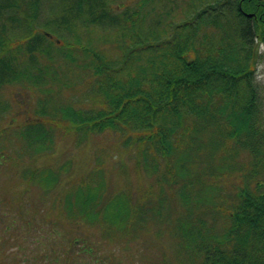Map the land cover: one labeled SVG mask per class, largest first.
Segmentation results:
<instances>
[{"label":"trees","instance_id":"obj_1","mask_svg":"<svg viewBox=\"0 0 264 264\" xmlns=\"http://www.w3.org/2000/svg\"><path fill=\"white\" fill-rule=\"evenodd\" d=\"M138 2L0 0V168L23 182L19 195L42 191L64 235L50 264H125L102 248L164 235L172 244L149 264H264V0ZM105 133L135 163L67 178L36 163L60 135L79 146ZM131 168L147 179L141 194L108 186Z\"/></svg>","mask_w":264,"mask_h":264},{"label":"rangeland","instance_id":"obj_2","mask_svg":"<svg viewBox=\"0 0 264 264\" xmlns=\"http://www.w3.org/2000/svg\"><path fill=\"white\" fill-rule=\"evenodd\" d=\"M115 1L128 2L134 7H137L139 4V0ZM146 10H148V8ZM184 11L185 8L183 9V12ZM183 12L181 8L178 9L174 13L171 22H175V24L181 23L182 20L186 18L184 14L186 11ZM112 51H115V49L112 48ZM259 53L260 56L256 66V85L259 92L260 107L264 114V44L260 45ZM0 97H3L1 93ZM77 97L78 95H72V98L76 99ZM20 99L24 98L20 97ZM25 99L28 109L29 107L35 106L37 98H32V101L27 97H25ZM14 112L17 113L19 111ZM17 114L19 115V113ZM19 117L17 121L23 122L24 117L22 115H19ZM73 137L74 135H71L66 138L63 137L62 139L60 135L57 139L58 147L56 146V151L47 153L45 155L47 158L43 159L44 162H36L37 165H40V167L45 166V168H54L57 170V173L59 172L58 175L66 174L59 168L66 166L67 174L64 178H67L73 175V173L80 174L85 172L87 175L90 174L92 170L102 171L103 169L113 166L125 167L126 164L128 167L130 166L129 162L131 163L133 160V149L129 150L122 147L118 136L112 135V133L92 135L87 138L86 142L84 141V143L79 146H76L77 144L75 145L76 140ZM5 143L3 144V149ZM215 145L216 144L209 147L208 153L213 157H219V154L214 151ZM14 149L15 147L13 148V152ZM5 150L10 152L11 148L6 145ZM14 155L15 154L10 157L7 165L16 164V156ZM32 162L31 160L29 163L26 161L27 164H20L23 165L24 168L27 167L29 169L32 167L31 169H33L36 165ZM49 163H51V165ZM119 163H125V165L120 166ZM16 169L18 170V168ZM60 170L62 171L61 173ZM135 170L134 168L128 169L129 174H123L122 176L121 172L116 171L110 176L111 178H107L108 186L115 188L118 186L116 184H118L117 182L120 180V182L122 181L125 182L126 185L128 184L129 187L131 186L133 191L138 195L139 193L141 194L146 187L147 179L145 175L137 176ZM69 172L71 174H69ZM12 173H15V171L11 172L7 170V167L3 166V168H0V264H50L48 255L50 257L53 249L49 247V243L54 242L58 248V252H60L64 235L58 230V227L51 224L50 219L45 220V218L49 217H46L47 214L43 211L47 206L46 203H41L42 191L31 186L30 193L24 192L22 196L19 195L26 188L25 185L22 184L23 182H21L19 178L17 180V177H14ZM86 175L81 174L80 178ZM77 177L78 176L75 178ZM64 191H66L65 187L61 189V192ZM58 215L57 210L51 212L53 222L58 219ZM8 228H10V230H8ZM158 239L145 238L141 243L129 241L127 243V241L121 242V240H119L112 244L113 248L110 250L102 248V256H106V254H111L113 252L116 255L123 256L125 264H149L150 259L159 255L162 245L168 248L172 244V239H170L168 235H164L160 240ZM44 256H46V258H44ZM51 259L53 260V257H51ZM125 259H127V261ZM139 259H141V261Z\"/></svg>","mask_w":264,"mask_h":264},{"label":"water","instance_id":"obj_3","mask_svg":"<svg viewBox=\"0 0 264 264\" xmlns=\"http://www.w3.org/2000/svg\"><path fill=\"white\" fill-rule=\"evenodd\" d=\"M249 17H252L253 15L252 14H248Z\"/></svg>","mask_w":264,"mask_h":264}]
</instances>
